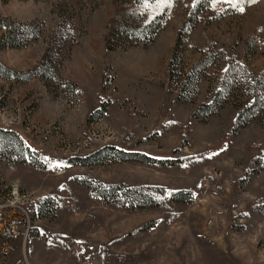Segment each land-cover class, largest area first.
<instances>
[{
	"label": "rangeland",
	"instance_id": "1",
	"mask_svg": "<svg viewBox=\"0 0 264 264\" xmlns=\"http://www.w3.org/2000/svg\"><path fill=\"white\" fill-rule=\"evenodd\" d=\"M139 1L0 0V264H264V0Z\"/></svg>",
	"mask_w": 264,
	"mask_h": 264
},
{
	"label": "trees",
	"instance_id": "2",
	"mask_svg": "<svg viewBox=\"0 0 264 264\" xmlns=\"http://www.w3.org/2000/svg\"><path fill=\"white\" fill-rule=\"evenodd\" d=\"M192 1H193L192 5L187 12L184 22H182V24L179 26L177 30V35L182 34V33L186 35L191 30L193 25L196 23L198 14L202 11L203 7L209 4L212 0H192ZM139 3H140V7L142 6L145 9L147 8L148 5L151 6V4L149 3H152L153 9H151L147 14L143 16L141 24L136 29H132L130 27H128L130 29L126 28L128 33L133 37H139V36L141 37V35L143 34L142 32L144 30H145L144 34L146 33V28L151 27L153 29H156L159 26L158 24L159 20H161V18L164 16L163 10L167 8L166 6H162L160 0H140ZM157 4L159 5V7L157 6ZM154 5H156V8H154ZM28 27L29 29H27V31L23 33L24 38L32 39L34 38L35 33L32 34L31 32L32 26H28ZM109 40H110V36L109 34H107L105 36V49L106 50L111 49ZM173 58H174V51L172 50L171 56H170V59L167 65V70H166V75L168 78L170 77V72H171V69H170L171 65L169 66V64H171ZM40 72L41 73L43 72L40 69V64L36 65L34 69L27 71L28 77H30L31 75H36V74L38 75ZM0 75L8 77L10 75H19V73H16L0 64ZM193 83H194V79H193L192 74L189 71L181 73V77L179 78L178 84H177V92L175 95V99L186 100L187 97L185 96V94L190 92V90L193 87ZM210 104L211 103H204V104L198 105L194 111V115L198 114V112H200L201 110L202 111L208 110L210 107ZM103 106H104V103H101L100 106L95 109V112H100ZM247 107L249 106L246 105L243 107V109H240L239 113L237 114V117H239V115L241 114V111L247 109ZM151 159L157 162H161V163L162 162L168 163V162L176 161V159H171L169 157L168 158L151 157ZM7 210L16 211V209L8 208L7 205L3 206L0 209V211H7Z\"/></svg>",
	"mask_w": 264,
	"mask_h": 264
},
{
	"label": "snow or ice",
	"instance_id": "3",
	"mask_svg": "<svg viewBox=\"0 0 264 264\" xmlns=\"http://www.w3.org/2000/svg\"><path fill=\"white\" fill-rule=\"evenodd\" d=\"M160 2H161V3H169L170 0H160ZM239 10H240V11H243V8H240Z\"/></svg>",
	"mask_w": 264,
	"mask_h": 264
}]
</instances>
